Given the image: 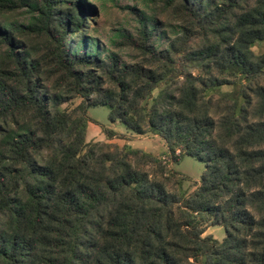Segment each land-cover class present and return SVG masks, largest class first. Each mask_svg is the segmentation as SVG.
Instances as JSON below:
<instances>
[{
    "label": "trees",
    "instance_id": "obj_1",
    "mask_svg": "<svg viewBox=\"0 0 264 264\" xmlns=\"http://www.w3.org/2000/svg\"><path fill=\"white\" fill-rule=\"evenodd\" d=\"M158 10L107 50L87 0H0V264H264V0ZM97 105L168 161L202 160L193 190L149 152L87 141Z\"/></svg>",
    "mask_w": 264,
    "mask_h": 264
},
{
    "label": "rangeland",
    "instance_id": "obj_2",
    "mask_svg": "<svg viewBox=\"0 0 264 264\" xmlns=\"http://www.w3.org/2000/svg\"><path fill=\"white\" fill-rule=\"evenodd\" d=\"M90 4L92 12L87 14L90 17L89 35L97 40L99 47L104 49H111V41L117 38V33L123 28L135 31L139 27L138 13L139 12H156L158 17L162 20H168L169 15L166 12H159V8L162 5V0H87ZM22 22L25 21L24 14L16 15ZM172 37L171 31L167 28L160 29L157 38L154 43L164 48L167 45L169 38ZM252 50L256 53L264 52V41H257L253 44ZM128 50L119 49L117 52L118 57L125 62L130 61ZM233 88L232 85L221 86L220 89L226 90ZM80 98H75L69 102L63 103L62 108L70 110L77 103ZM88 116L91 118L93 125L99 127L102 132L104 128H110L118 134L126 135L130 138V145L143 150L156 153L160 160L162 156H168L166 148L163 146L160 139L153 138L150 134L136 136L131 134L128 128L120 121L116 120L111 123L109 121V108L105 105L91 106L87 110ZM104 133V132H103ZM105 134V133H104ZM126 136H116L113 138L122 139ZM89 141H93V137L87 138ZM130 148V147H129ZM154 155V154H153ZM162 161V160H161ZM167 167L184 176L181 186L176 184H170L169 188L173 191L189 192L199 182L201 175L205 169V163L193 156L184 155L177 160H171L167 163ZM147 168H152L151 164ZM180 187V188H179ZM211 234L217 239H222L224 236V229L220 225H210L205 228L204 235Z\"/></svg>",
    "mask_w": 264,
    "mask_h": 264
},
{
    "label": "crops",
    "instance_id": "obj_3",
    "mask_svg": "<svg viewBox=\"0 0 264 264\" xmlns=\"http://www.w3.org/2000/svg\"><path fill=\"white\" fill-rule=\"evenodd\" d=\"M115 122V121H114ZM111 123H113V122H111ZM91 125H93V123H92V121L91 122H88V125H87V130H86V137L87 138H90V137H93V141H95V140H102V141H106V142H112V143H115V144H117L118 146H128V147H130V148H133V149H137V148H135V147H133V146H131L130 145V138H128L126 135H124V136H126L125 137V139L123 138L122 139V142H119V139H116V138H109V137H107L103 132H102V130L99 128V127H96L95 125L93 126V128H91ZM129 130V129H128ZM114 131V130H113ZM130 131V130H129ZM115 132V131H114ZM131 132V131H130ZM131 134H133V135H136V136H141L142 137V135H137V134H135V133H131ZM144 135H146V134H144ZM153 138H156V139H160L161 141H162V144H163V146L166 148V152H167V147H166V145H165V142L159 137V136H157V135H153V134H150ZM87 141H89L88 139H87ZM145 152H149V151H145ZM149 153H151V154H154V155H157L156 153H154V152H149ZM195 187V186H194ZM193 187V188H194ZM193 188L191 189V191L193 190ZM190 192V191H189Z\"/></svg>",
    "mask_w": 264,
    "mask_h": 264
},
{
    "label": "built area",
    "instance_id": "obj_4",
    "mask_svg": "<svg viewBox=\"0 0 264 264\" xmlns=\"http://www.w3.org/2000/svg\"><path fill=\"white\" fill-rule=\"evenodd\" d=\"M161 160L164 164L170 163V161L167 160L166 156H162Z\"/></svg>",
    "mask_w": 264,
    "mask_h": 264
}]
</instances>
